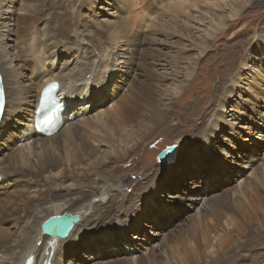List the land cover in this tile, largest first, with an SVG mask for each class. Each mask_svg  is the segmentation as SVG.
<instances>
[{"label":"rangeland","instance_id":"374dc122","mask_svg":"<svg viewBox=\"0 0 264 264\" xmlns=\"http://www.w3.org/2000/svg\"><path fill=\"white\" fill-rule=\"evenodd\" d=\"M26 1L0 0L4 6L12 5L10 14L14 17H12L14 21L11 20L13 22L10 24L13 29L9 34L11 39L6 40L8 46L19 47L17 36H21L25 28L24 33L27 34L28 29L37 28L40 31L41 28H45V23H48L46 33L52 32L54 20L59 16H64L69 48L62 49L61 46L55 48L58 59L54 67L55 71H65L66 73L63 72V74L78 76L85 45L90 47V44L95 43L96 45L91 47L97 53L101 52L100 54L103 53L100 45L114 48L112 54L118 70L108 84V92L104 93L103 101H100L99 96L88 102L93 106L88 110L87 115L94 109L100 110V113L103 112L102 120L106 119L108 123H111L109 127L114 129L112 117L108 112L104 115V112L113 108L122 110L128 106L126 100L132 88L138 85L141 74H143L144 64L141 58L143 49H148V46L154 56L150 60L153 72L166 91L164 96H158V100L162 99L161 110L165 113L161 121L156 119V114L151 109L147 111L143 119L145 127H149L148 131L153 132H151V137L146 133L144 146L138 148L131 158L123 160L109 151L108 146H101L102 150H105L107 160L104 163L106 166H102V169L109 172L110 176L106 178L107 180L104 178L100 181L97 179L94 181L95 178H93L101 191L95 198L96 201H90L89 204L96 206L104 201L106 191L101 188L104 181L120 196L133 197L130 191L134 190L137 183L143 181V177L145 178L142 172L148 173V177L142 183L143 189H148L147 194L139 195L140 200L145 199L146 205L140 208L139 217L126 218L122 214L118 215L122 219L123 226L128 224V227H125L126 230L121 228V224H116L109 231L101 232L102 235L100 233L96 236L90 234L81 237L82 240L73 243L71 247L65 246L59 258L61 264H113L116 260H125L138 254H161L160 252L168 242L167 239L173 234L180 231L188 233L187 236L194 234L196 218L200 215V211L205 210V207H202L203 199H212L207 202L210 204L222 194L225 200L231 201L229 199L232 198L231 196L228 198L229 195H232V200H234L238 198L242 190L247 192L259 186L258 184L264 178V42H259L260 47H258V41L264 38V0H220L222 3L214 0L217 1L215 3L221 5V8L200 4L198 8H192L190 12L177 15L175 24L169 22L175 15H168L165 8L175 7L177 9L179 5L183 7L184 0H140L141 3L146 4L141 7L140 3L134 2L135 0H43L40 3L43 8L41 16L36 19L37 16L28 15L26 25L23 28L20 27V30L19 19L24 16L23 9ZM52 1H55L53 5ZM142 8H148L147 11H149L143 18L141 17ZM232 8L238 11L237 17L233 19L228 18ZM2 14L3 19L8 17L6 13L2 12ZM186 14L190 18H185ZM150 15L157 19L150 18ZM3 19L0 18V23L4 21ZM217 20H222L224 26L209 37L207 33L212 31L210 24L217 23ZM138 22H141V25L137 24ZM168 23L172 25L166 28ZM145 24L149 29L143 28ZM185 24L191 29H189L191 36H187L184 30L186 29ZM135 26L142 28L143 39L148 37L149 41L145 42L147 47L133 49L132 61H130L123 54L131 47L130 44H125L124 39L126 35L129 36L133 32ZM120 35H123L124 39ZM215 36L216 39H214ZM113 37L121 40L118 41L119 45H114L115 42L110 43ZM81 38H86L88 41L93 39V41L91 40L90 44L84 42V45H81L79 44L83 40H80ZM90 52L91 50L87 53ZM23 56L25 55L21 57L16 55L14 61L21 67L18 70L21 73L20 83L28 82L29 84V80H32L31 69L26 64L24 65ZM32 62L34 64V61ZM172 66L178 68L179 75L173 73ZM189 67L196 70L195 77L191 79L192 83L189 82L190 79L184 81ZM238 75L242 78L238 85H235L233 78ZM233 86H237L235 91ZM77 88L81 89V83L77 84ZM229 92L234 93L228 97ZM80 94L81 92L77 95L78 105L71 103L69 107L75 110L81 108ZM227 97L229 102L226 108L217 109L216 107ZM169 106L171 108L168 110ZM139 109L146 110L144 107L142 109L139 107ZM218 110L225 119L224 127L219 129L210 126ZM97 112L94 110L88 116L89 122L99 118L97 116L99 112ZM27 113L28 110H25L16 115L6 125L7 132L0 143L1 168L20 166L17 163V152L20 154V151L17 150L25 144L24 129L27 128L28 121L24 117H28ZM80 117L70 122L75 124L78 121L77 125L83 131L84 126L80 125ZM224 123L221 122V124ZM28 130L31 131V137H36L33 136L31 127ZM205 132L207 142L201 143L200 137ZM174 144L182 146L177 153L178 161L172 165L158 164L157 156L160 152L166 146ZM61 152L57 155L65 157V151ZM179 153L182 158L179 157ZM6 177L0 186V205L1 200L7 201L24 187L23 183L15 180L9 172ZM114 177L117 179L116 182L112 180ZM26 181L28 180H25V183ZM31 185L34 186L35 183ZM128 193L131 194L128 195ZM225 193L227 194L224 195ZM100 195L102 199L99 198ZM136 198L133 197L129 204H126L132 208H130L131 211L135 212L138 210L137 205L134 206V204L139 201V198L138 200ZM253 200L252 198L257 217H252L250 213L247 214L244 217L246 223L239 224L236 230V234L240 229L245 232V236L241 235V237H244L242 241L246 244V249L242 250L241 257H232L228 260L221 258V262L219 260L217 264H264V209ZM129 208H126L127 211ZM11 229L17 228L11 227ZM244 258L246 262L241 261Z\"/></svg>","mask_w":264,"mask_h":264},{"label":"bare ground","instance_id":"6f19581e","mask_svg":"<svg viewBox=\"0 0 264 264\" xmlns=\"http://www.w3.org/2000/svg\"><path fill=\"white\" fill-rule=\"evenodd\" d=\"M42 1L43 0L26 1V6L23 9L24 16L22 15L23 17L19 19V28H23L26 25L28 15H33L34 17L37 16L36 19L41 16L43 8L40 3ZM136 1L140 3V7L141 5H146L145 3H141L140 0H135L134 2ZM217 1L184 0L182 4L185 8H183L184 6L181 7L178 4L179 8L177 9H175V7H166L165 10L169 13L168 15H175L169 21L174 23L177 21V15L185 14L187 11L190 12L192 8H198L200 4H205L213 8H221L220 4L215 3ZM11 6L12 5L4 6L3 3L0 2V18L3 19L4 15L2 12L8 15V17H5L3 19L4 21L0 23V73L3 77L4 92L6 96L4 101L5 111L0 124V143L4 139L7 132L6 125H8L16 115L28 110V117H24L28 123L27 125L25 124L27 128L24 129V137L26 139L25 144L23 147L21 145L22 149L19 147V150H17L20 151V154L17 152V163L20 166H10L14 169H4L0 167V177L2 178L0 186L7 178L6 176L8 172L10 175L15 177V180H18V182L20 180L24 185L23 189L16 192L12 198H9L7 201H4V199L1 200L0 264H28L29 262H32L31 264H61L59 258L65 246L73 245V243L82 240L81 237L83 238L84 236L90 234L96 236L99 233L101 234V232H107L116 224H121V228L126 230L125 227H128V224L123 226L122 219L118 215L122 214L126 218L139 217L138 212L140 208H143V206L146 205V202L144 201L145 199L140 200L139 195L142 196L146 193V191H148V189H143L144 186L142 187V183L145 178L148 177V173L146 174L145 172H142V175L145 176V178L143 177V181L137 183L134 190L130 191L133 194V197H137V200L139 198L138 203H133L134 206L137 205V212L131 211V207L129 208L128 205H126L129 204L133 197L126 195L120 196L117 191L111 189L106 181H104L105 183L101 186V188L106 191L104 194V201H101V204L96 206L89 204V202L94 201L101 191L99 185L94 181H96V179L97 181H100L110 176L109 172L102 169V166H106L104 164L106 154L105 150H102L101 146H108L109 151L116 154L122 160L124 158H131L135 155V151L144 146L146 142V133L150 134L149 136L151 137L152 130L148 131L149 127H145V124H143V119L146 116L147 111L151 109V111L156 114V119H158V121L162 119L165 114L161 110L162 99L158 100V96H164L166 91L163 89L161 81L157 79L156 74L153 72V65L150 63V60L153 59L154 56L150 52L151 50L149 46L145 43L146 41H149V38L145 37L143 39L142 28L139 26L136 28L135 26V29L132 30L133 32L129 36L126 35L125 39L123 35L120 36H122L121 38L125 40V44L128 43L131 46L123 53L130 61H132L133 49L135 47L143 48L142 46H148V49H143L141 62L143 61L144 66L142 68L143 74H141L140 81L138 79V85L132 88L130 95L126 100L128 106L125 109L116 110V108H113L104 112V115L108 112V114L112 117L114 129L109 127L111 123H108L106 119L105 121L102 120L103 112L100 113V110L97 109L94 110L99 112L97 116L101 119L98 118L89 122L88 116L94 110L87 115L88 110L93 106L92 103L88 104V102L92 101L94 97L98 98L99 96L100 101H103L104 93L108 92V84L115 75V72L118 70V65L115 62L114 55L112 54L114 48L100 45L103 52L100 54L101 52L97 53V51L91 47L95 44H90V41H93V39L88 41L86 38H81L80 40H83L80 41L79 44L84 45L83 43L85 42L86 44L87 42L90 44V47L85 45V47H83L84 50L82 49L84 57L83 60L81 59L82 62L80 61V74L78 76H73L63 74L65 71L57 72L54 70V67L58 62L56 57L57 50L55 48L58 46H61L62 49L69 48V37L66 34L64 16H59L54 20V29L49 33H46L45 29L48 23L45 22H43V24L45 23V28H41L40 31L37 30V28H32L28 29L27 34H25V28L22 35L17 36V41H19L20 45L16 48L15 45L14 47H11L6 44V40L11 39L9 34L13 31L10 27V24H12L11 22L14 21L12 19L13 16L10 14L12 12ZM21 8L20 11L22 10ZM233 8L231 9L232 11L230 12V16L228 18L233 19L237 17L238 11ZM147 9L148 8H142V18L144 15L149 13ZM154 17L150 15V18L157 19V17ZM184 17L190 18L187 14ZM128 20H130V18ZM217 21V23H214L216 25L213 23L210 24L212 31L207 33L209 37L213 36L219 28L224 26L222 20ZM137 24L141 25V22H138ZM171 25V23H168L166 28ZM143 28L147 29L148 26L145 24ZM185 28L186 29L184 30H186L187 36H191V32L189 31L190 28L188 26ZM113 38L110 43L115 42L114 45H119L120 42L118 43V41L120 39L118 37ZM214 39H216V36ZM263 39L264 38L259 39L258 47H260L259 42H264ZM75 46L73 48H75ZM90 50L91 52L87 53ZM202 54H204V52H202ZM16 55L20 57L21 55H25L23 56L24 60H22L24 61V65L26 64V66L31 69L30 76H32V80H29V84L28 82L20 83L19 81L21 73L18 70L21 69V67H19L14 61ZM32 61H34V64ZM171 69L173 70V73L179 75L178 68L172 66ZM195 71L196 70L193 67H189L186 71V79H184V81L190 79V82L195 74ZM241 78V75L233 78V80L235 79L233 83L238 85ZM53 81L60 83L62 87L60 94L63 97V101L67 100V109L62 115L64 125L54 136H41L36 134L35 127L33 129L37 102L44 86ZM78 83H81V89L77 88ZM236 87L237 86H233L234 91L236 90ZM80 92L81 108L75 110V108L69 107V105L71 103L78 105L77 95ZM189 92L190 90L188 91V94ZM233 93L234 92H229L228 97L233 95ZM228 97L225 98V100H223L216 108L219 110L225 109L229 102ZM139 107H141V109L144 107L146 110L141 111ZM33 108L34 111H32ZM170 108L171 107L169 106L168 110ZM219 110L215 113L212 121L210 120V126H212V128L219 129L225 125V119L221 116L222 114ZM78 116H81L80 125L84 126V130L82 128L83 131H81V127L79 128L77 125L78 121L75 124L70 122V120L78 118ZM221 122L224 124H221ZM30 127L33 132V136L35 135L36 137H31V131L28 130ZM231 128L233 129V126ZM78 138L81 140L78 141ZM200 140H202L201 143L207 142L206 132L200 137ZM62 150L65 151V155L62 154V156L64 155L65 157L57 155V153H62ZM179 157L182 158L180 153ZM21 159L23 160L22 162L20 161ZM165 165L163 164V166ZM93 178H95L94 181ZM25 180L28 181L25 183ZM112 180L113 182H116L117 179L114 177ZM31 183H35V185L32 186ZM258 185V187H254L247 192L242 190L238 196L236 195L238 197L237 199L232 200V195H229L228 198L231 196L232 199H229L231 201L225 200V197H223L222 194H220V197L215 198V201H211L210 204L207 202L212 199H203V202H201L202 207H205V210L200 211V215L196 218V224H194L195 227L193 228L196 230L194 234L187 236L188 233L185 234L184 231L173 234L171 238L167 239L168 242L163 247L162 252H160L161 254L157 255L144 252L145 254L131 256L125 260H116L113 264H217L221 258H227L228 260L232 257L240 256L242 250L246 249V244L242 241L244 237H241V235L245 236V232L240 231V229L236 234L237 226L242 222H245L244 217L249 213L252 217H257V212L255 211L252 203V198L254 199L253 201L259 203L264 209V178ZM131 193H128V195ZM226 194L227 193L224 195ZM125 207L129 208L128 211ZM62 213H73V215L78 214L80 216L79 222L74 225L70 234L67 237L61 238L60 236H51L43 233L41 230L43 223L51 217L60 216V214L63 215ZM86 213L88 214L86 215ZM10 223L11 225H8ZM11 227H15L17 229L12 230ZM14 234L16 235L14 236ZM213 234L215 236H212ZM241 261L246 262L247 260L244 258Z\"/></svg>","mask_w":264,"mask_h":264},{"label":"water","instance_id":"95a60500","mask_svg":"<svg viewBox=\"0 0 264 264\" xmlns=\"http://www.w3.org/2000/svg\"><path fill=\"white\" fill-rule=\"evenodd\" d=\"M182 148L180 144L166 146L157 156L158 164L172 165L178 161L177 153ZM102 199V197H99ZM96 201V199L94 200ZM93 201V202H94ZM80 216L78 214L64 213L60 216H54L48 219L42 225V232L46 235L67 237L73 230L74 225L79 222Z\"/></svg>","mask_w":264,"mask_h":264},{"label":"snow or ice","instance_id":"6c2138e0","mask_svg":"<svg viewBox=\"0 0 264 264\" xmlns=\"http://www.w3.org/2000/svg\"><path fill=\"white\" fill-rule=\"evenodd\" d=\"M53 120V116L51 114L47 115L44 117V119L42 120L43 124H50Z\"/></svg>","mask_w":264,"mask_h":264}]
</instances>
